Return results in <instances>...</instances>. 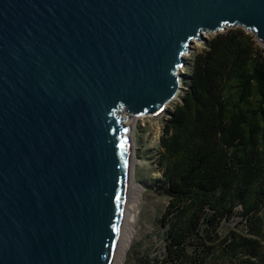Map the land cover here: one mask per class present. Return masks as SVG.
Masks as SVG:
<instances>
[{
  "label": "water",
  "instance_id": "water-1",
  "mask_svg": "<svg viewBox=\"0 0 264 264\" xmlns=\"http://www.w3.org/2000/svg\"><path fill=\"white\" fill-rule=\"evenodd\" d=\"M264 44V0H0V264H110L129 125L205 33Z\"/></svg>",
  "mask_w": 264,
  "mask_h": 264
},
{
  "label": "trees",
  "instance_id": "trees-1",
  "mask_svg": "<svg viewBox=\"0 0 264 264\" xmlns=\"http://www.w3.org/2000/svg\"><path fill=\"white\" fill-rule=\"evenodd\" d=\"M161 137L166 264H264V49L229 26L195 53ZM238 213L243 225L224 231Z\"/></svg>",
  "mask_w": 264,
  "mask_h": 264
},
{
  "label": "rangeland",
  "instance_id": "rangeland-1",
  "mask_svg": "<svg viewBox=\"0 0 264 264\" xmlns=\"http://www.w3.org/2000/svg\"><path fill=\"white\" fill-rule=\"evenodd\" d=\"M213 33H205L202 40H195L191 43L188 52L184 55L186 62L180 66L178 71L180 75L178 91L159 113L135 116L124 111L121 114L125 118L126 125H131V120L134 117L137 119L133 129L134 142L137 147L134 151L136 164L133 169V179L143 190L141 200L138 202L139 214L135 223L136 232L133 234L130 248L126 252L124 264H166L168 227L163 218L170 197L163 185L160 167L163 151L161 137L166 119L182 99L191 81L194 55L207 48L208 40ZM257 43L264 49L263 43L258 40ZM245 223L246 218L238 213L231 220L225 222L223 229L225 231L229 227Z\"/></svg>",
  "mask_w": 264,
  "mask_h": 264
},
{
  "label": "bare ground",
  "instance_id": "bare-ground-1",
  "mask_svg": "<svg viewBox=\"0 0 264 264\" xmlns=\"http://www.w3.org/2000/svg\"><path fill=\"white\" fill-rule=\"evenodd\" d=\"M137 119L134 117L129 125L127 148L126 181L124 182V197L122 199L120 227L110 264H124L126 252L129 250L133 234L136 232L135 223L139 214L138 202L141 200L142 188L133 179V169L136 164L134 151V127Z\"/></svg>",
  "mask_w": 264,
  "mask_h": 264
}]
</instances>
